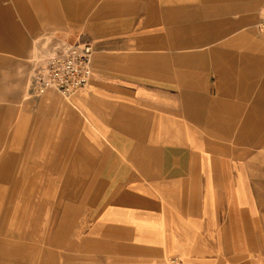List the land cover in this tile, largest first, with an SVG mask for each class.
Here are the masks:
<instances>
[{
    "label": "crops",
    "instance_id": "crops-1",
    "mask_svg": "<svg viewBox=\"0 0 264 264\" xmlns=\"http://www.w3.org/2000/svg\"><path fill=\"white\" fill-rule=\"evenodd\" d=\"M263 9L0 0V258L264 264ZM74 44L88 87L37 96V61Z\"/></svg>",
    "mask_w": 264,
    "mask_h": 264
},
{
    "label": "built area",
    "instance_id": "built-area-1",
    "mask_svg": "<svg viewBox=\"0 0 264 264\" xmlns=\"http://www.w3.org/2000/svg\"><path fill=\"white\" fill-rule=\"evenodd\" d=\"M256 29L264 34V9L260 12ZM92 52L89 44H74L40 58L31 74L33 92L42 96L56 91L69 97L86 89L92 74ZM164 264L183 263L179 258L169 256Z\"/></svg>",
    "mask_w": 264,
    "mask_h": 264
},
{
    "label": "rangeland",
    "instance_id": "rangeland-1",
    "mask_svg": "<svg viewBox=\"0 0 264 264\" xmlns=\"http://www.w3.org/2000/svg\"><path fill=\"white\" fill-rule=\"evenodd\" d=\"M63 98H68V96H63L61 95ZM13 244V243H12ZM12 249V245L11 243H5L0 241V254H6V252H11ZM17 254H22L23 251L21 250V248H19V250H16ZM21 256V255H20ZM12 257V258H0V264H27V260L26 258H22V257Z\"/></svg>",
    "mask_w": 264,
    "mask_h": 264
}]
</instances>
